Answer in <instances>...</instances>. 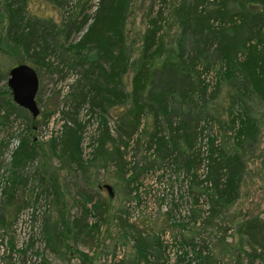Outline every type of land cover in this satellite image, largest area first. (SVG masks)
<instances>
[{"label":"rangeland","instance_id":"1","mask_svg":"<svg viewBox=\"0 0 264 264\" xmlns=\"http://www.w3.org/2000/svg\"><path fill=\"white\" fill-rule=\"evenodd\" d=\"M3 1L0 0V15ZM100 1L29 0L26 8L36 24H41L42 19L49 21L45 25L46 30L51 29L53 33L49 40L56 31L58 43L66 47L82 38L94 21ZM172 1L171 7L164 5L167 16L168 11L171 14L162 28L166 47L176 45L180 33L172 13V7L180 0ZM153 2V11H157L160 7L157 0H129L124 21H120L132 58L140 53ZM226 2L229 13L236 10L233 0ZM257 6L262 7L261 4ZM83 9L88 16L87 22L72 34V39L63 41L65 30H61V23L64 16L73 19L79 13L83 15ZM6 23V19L0 17L1 46ZM107 29L105 21L99 20L87 47L78 49L80 52L62 50L63 56L70 57L63 61L57 56V50H50L44 59L46 64L38 62L39 69L22 50H10L5 55L0 48V73L11 64L21 62L34 67L39 79L36 129L26 131L21 120L11 117L2 122L0 117V239L3 241L0 242V264H112L102 257L111 256L117 248L125 264L134 261L146 264L143 257L148 255L150 264H264V232L254 239L239 237L235 231L237 224L249 216L258 214L264 223L261 168L264 118L261 113L256 115L258 142L243 156L244 174L238 196L222 217L210 222L209 198L204 185L209 171L208 155L204 148L208 137L217 136V141L219 136L223 138L215 125L201 123L204 140L198 141V145L204 159L198 165L193 162L190 170L169 156L171 144L168 143L178 140L181 144L183 140L166 125L164 140L168 143L159 148L151 147L146 142L147 135L143 136L138 148L131 144L122 148L125 162H120L111 141L105 145L104 157L97 153L101 128L112 125L122 108L100 109L85 102L76 109L77 80L81 75V66L76 63L81 59L88 69L91 62L106 58L108 54L102 51V44H95L94 40L102 38L100 36ZM184 40L188 44L192 42L189 35ZM106 62L102 64L107 69ZM120 66V70L123 68L121 83L129 90L133 75L131 66ZM211 69L204 77L210 88L216 87L219 79L218 66ZM96 74L97 71L90 74L88 82L93 87L96 81L105 80ZM3 87L4 80L0 79V90ZM227 91L226 86L222 87L215 102L208 106L212 115L219 114L225 121L230 116L227 110L230 104H223ZM27 114L33 118L28 111L23 112V116ZM190 123L185 126L189 133L193 131L194 122ZM72 139L75 147L70 142ZM69 144L72 146L65 152ZM181 145L186 144L183 141ZM67 155L72 156L70 160ZM77 165L82 166L81 170ZM132 167L135 170L123 176L122 172ZM73 171L80 173L75 177ZM105 184L112 187V196ZM220 223L230 226L231 230L222 233ZM132 228L137 230L135 236L131 234ZM93 235L97 237V244L91 247ZM46 237H50L49 242ZM203 240L210 242L209 254L202 250ZM249 247H254L259 254L253 261L243 256L242 249Z\"/></svg>","mask_w":264,"mask_h":264},{"label":"trees","instance_id":"2","mask_svg":"<svg viewBox=\"0 0 264 264\" xmlns=\"http://www.w3.org/2000/svg\"><path fill=\"white\" fill-rule=\"evenodd\" d=\"M157 1L160 7L153 11L154 2L151 5L137 58L130 55L120 23L124 21V12L129 0H101L94 21L88 25L82 38L66 47L58 43V33L55 30L53 39H48L53 34L51 29L46 30L48 20L42 19L41 24H36V20L28 15L31 14L26 8L29 0H4L2 14L5 17L2 14L0 17L6 19L7 23L3 37L5 47L0 45V48L5 55L9 54L10 50H22L27 54L28 60L39 69L38 62L46 64L44 59L50 50H57V56L63 58V61L70 57L63 56L62 50L87 47L97 22L105 21L108 29L100 36L102 43L100 39L94 40V43L102 44V51L108 54L106 58L101 57L98 61L91 62L88 69L81 59L78 61L80 63H76L81 66V75L77 80L79 86L76 88L79 98L76 101V109L85 102L100 109L107 106L122 108L121 115L114 119L112 125L106 124L101 128L97 153L104 157L107 153L105 145L111 141L120 162H125V151L122 148L128 144L138 148L143 136L147 135L146 142L151 147L156 145L159 148L168 143L169 141L164 140L166 125V128L175 132L186 144L181 145L183 141L180 144L178 140L168 143L171 144L169 156L190 170L193 162L198 165L204 159L200 155L198 145V141L204 140L201 123L215 125L220 135L223 133V138L219 136L217 141V136L208 137L204 148L208 155L206 160L209 170L204 185L209 198L208 218L212 222L222 217L228 205L238 196L244 174L243 156L258 142L256 115L261 113L264 118V0H233L236 10L231 13L227 10L226 0H213L210 3H205L207 0H180L172 7L173 22L175 20L180 28L178 42L167 47L162 28L166 21H169L171 14L168 11L167 16L164 5L171 7L173 1ZM211 5L215 6L209 7ZM118 8L119 11H115ZM83 11V15L79 13L76 17L73 16V19L64 16L63 24L61 23V30H65L63 41L72 39V34L78 32L87 22L88 16L84 9ZM186 35L192 38L190 44L184 42ZM212 57L214 60H211ZM104 61H107V69L102 64ZM18 63L21 62L11 64L9 68ZM124 64H129L133 72L129 90L121 83L123 68L120 70L119 67ZM214 66L219 68L216 73L219 79L216 87L210 88L204 77ZM9 68H4L0 73V79L4 80L3 90H0L2 122L14 117L15 120L22 121L20 123L26 127V131L36 129L37 117L29 118L28 114L27 117L23 116V112L26 114L27 111L16 105L12 99L7 85ZM94 71L105 80L96 81L97 85L93 87V84L88 82L90 74ZM225 86L228 91L227 95L223 96V104H230L227 109L230 115L228 121L219 114L212 115L211 108L208 111L209 104L215 102L221 88ZM237 105L239 107L234 108ZM191 121L194 122L193 131L189 133L185 126L191 124ZM70 142L73 147L76 146L73 139ZM72 144L67 145L65 152H69ZM71 157L67 155L69 160ZM77 166L78 170H81L82 166ZM261 168L264 178V156ZM134 170L132 167L122 174L128 175ZM78 172L72 173L76 177ZM219 225L222 233L231 230V227L224 223ZM263 230L264 223L257 214L241 220L235 231L239 237L256 239L261 236ZM130 231L133 236L136 235L137 230L132 228ZM46 239L49 242L50 237ZM203 241L202 250L209 254L210 242ZM0 242L3 241L0 239ZM90 244L91 247L97 244L96 235L90 238ZM91 250L94 254V248ZM118 251L117 248L111 254L114 258L109 263L125 264L123 257L115 258ZM256 251L254 247L242 249L245 259L251 261L259 255ZM143 258L146 264H150V255ZM142 263L134 261L132 264Z\"/></svg>","mask_w":264,"mask_h":264},{"label":"water","instance_id":"3","mask_svg":"<svg viewBox=\"0 0 264 264\" xmlns=\"http://www.w3.org/2000/svg\"><path fill=\"white\" fill-rule=\"evenodd\" d=\"M7 85L16 105L28 111L32 117H37L39 108L36 102L39 79L36 70L31 65L18 63L8 70ZM110 196L113 190L105 184Z\"/></svg>","mask_w":264,"mask_h":264},{"label":"built area","instance_id":"4","mask_svg":"<svg viewBox=\"0 0 264 264\" xmlns=\"http://www.w3.org/2000/svg\"><path fill=\"white\" fill-rule=\"evenodd\" d=\"M112 256V255H111ZM110 255L109 256H107V257H102V260L104 261H106L107 263H109L110 261H111V258L113 259L114 257H111ZM122 257V255H121V253H120V249H119V251L117 252V255L115 256V258H121Z\"/></svg>","mask_w":264,"mask_h":264}]
</instances>
